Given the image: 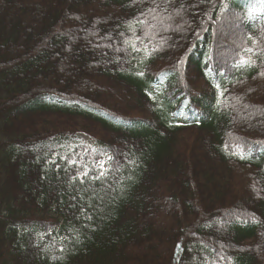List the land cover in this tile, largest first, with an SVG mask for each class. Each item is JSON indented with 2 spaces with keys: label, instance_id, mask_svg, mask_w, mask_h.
Instances as JSON below:
<instances>
[{
  "label": "rangeland",
  "instance_id": "obj_1",
  "mask_svg": "<svg viewBox=\"0 0 264 264\" xmlns=\"http://www.w3.org/2000/svg\"><path fill=\"white\" fill-rule=\"evenodd\" d=\"M45 1L47 3L50 0ZM27 3L29 4L30 0H11L10 8L6 7L5 18L2 20L0 17L2 208L5 181L10 172L6 166L14 164L13 159L7 158L16 157L15 162L19 161V154L16 156V153L12 152L20 151L26 139L53 130L56 123L65 125L66 131H71L74 135L68 137L69 139L54 138L47 144L40 145L41 147L37 148L39 152L35 155L47 156L50 153L54 158L60 157L74 173L88 171L93 181H96L94 176H99L100 162H104L106 168L114 161L115 168H127L137 180L140 179L143 192L146 191L144 186L150 189L158 184L159 165L155 164V161L166 151L174 149V133L180 123L184 124V127L200 122L207 128V132L202 130L204 134L199 132L200 141L196 150L204 148L205 153L214 151L222 157L239 160L242 164H258V161L251 158L254 157L250 153L251 149L225 146L226 134L236 120V115L229 105V97L236 88L231 86L232 82L239 77L256 73L253 79L238 87L242 92L247 86L259 84L261 78L255 80L256 76L264 75V15L251 0L81 1L79 11L85 13V22L81 21V24H86L82 29L84 34L70 32L66 36V39L72 37L70 41L51 40L52 55L62 62L59 71L50 78L48 86L62 95L73 87L79 89V84L83 83L86 95H90L92 100H97L109 110L120 108L122 115L132 110L145 112L148 123L144 124L115 120L83 104L61 100L53 94L27 97L28 83L35 74L38 61L26 58L12 66L9 62L14 59L15 53H4L8 45H18V54L24 56L29 49L30 36H39V40L45 36L47 25L41 17L50 11L45 10L41 16H34L38 13H32L28 6V10L24 8ZM69 8L75 7L72 5ZM71 10L64 6L60 10L64 11L63 16L68 21L73 17ZM79 11L77 15L81 17ZM29 16L35 20L40 19V24L37 28L30 27L20 32ZM17 20L19 26L17 35H14L13 27ZM33 22L28 25L31 26ZM180 23L182 25L177 26ZM212 25H221L219 31L222 38L216 56H213V65H210L213 67H210L206 53ZM88 32L95 34V41L89 39L94 36H89ZM239 40L238 53L232 60L230 55L233 52L229 49L231 47L222 52L218 50L223 44L234 45ZM218 52L224 57L223 62ZM190 54L194 66L185 62ZM40 57L46 58V52ZM227 58L230 61L226 62ZM154 61L159 63L156 65L167 64L174 76L184 73L183 84L191 90L187 93L190 91L192 97L199 101L201 115L198 119L172 112L173 107L178 104V95L167 93L165 75L155 81L143 77L148 63ZM107 69L110 72H106ZM129 78L137 81L140 89H133V95L129 93L127 99L126 90L131 89L126 84ZM179 81L181 83V77ZM169 89L176 92L174 85ZM194 91H199L201 95L193 93ZM23 93L26 98H19ZM258 133L262 135V132ZM203 156L202 152L197 156L200 158V166L205 168L200 173V184L206 194L215 189V194L209 200L213 202L215 197L225 193L232 172L219 165L218 160L213 159L211 163L207 161L209 163L205 164L203 160L207 159ZM108 157L112 159L108 160ZM73 161L75 163H72ZM12 167L16 174V163ZM260 189L256 198L255 214L249 231L246 232L247 237L264 228V179L260 181ZM103 190L106 192L107 187ZM69 229L66 223H62L51 232L48 243L55 263L62 261L69 237L76 235ZM11 232L12 225L0 219V246L4 239L11 236ZM165 249L166 246H163L161 251Z\"/></svg>",
  "mask_w": 264,
  "mask_h": 264
},
{
  "label": "trees",
  "instance_id": "obj_2",
  "mask_svg": "<svg viewBox=\"0 0 264 264\" xmlns=\"http://www.w3.org/2000/svg\"><path fill=\"white\" fill-rule=\"evenodd\" d=\"M10 1L0 0L2 20L6 7L10 8ZM55 1L45 3V0H30L24 6L27 10L29 7L32 13H38L34 16H41L45 10L50 11L41 17L47 25L45 36L41 40L39 36H30L27 54H18V45H8L4 49V53H15L14 59L9 62L12 66L26 58L38 61L35 74L28 83L27 97L53 94L61 100L83 104L115 120L131 124L148 123L145 112L132 110L122 115L120 108L109 110L97 100H92L90 95H86L83 83L79 84V89L73 87L62 95L48 86L62 62L52 55L51 40L70 41L72 37L66 39V36L70 32L84 34L82 29L86 25L81 24V21L85 22V13L79 11L82 0ZM251 1L264 15V0ZM72 5L75 8H69ZM60 6L72 9L70 21L63 16L64 11L60 12ZM78 11L81 17L77 15ZM16 22L14 35H17L19 26L18 20ZM30 22H33L31 26L28 25ZM39 24L40 19L29 16L20 32L30 27L37 28ZM212 26L206 53L209 66L211 63L213 65V56H216L222 38L219 31L221 25ZM88 34L94 36L89 39L96 40L95 34ZM239 46L240 40L234 45L223 44L218 50L222 52L231 47L232 60ZM43 52H46V58L40 57ZM219 56L223 62L224 57ZM191 59L190 54L185 62L194 66ZM156 64L159 63L149 62L143 77L155 81L165 75L167 93L178 95V104L172 112L198 119L201 115L199 101L183 84L184 73L174 76L167 64ZM105 71L110 72L108 69ZM255 75L239 77L231 84L236 88L229 97V105L236 120L226 134L225 146L251 149L250 153L254 156L251 158L258 161L256 165L251 162L242 164L214 151L205 153L204 148L196 150L200 141L199 132H207V128L200 122L184 127L180 123L174 133V149L166 151L155 161L159 165L158 184L150 189L144 186L146 191L143 192L140 179L137 180L127 168H115L114 161L108 164L103 177L93 181L89 175L81 177L80 173H74L60 157L54 158L50 153L47 156L35 155L39 152L37 148L44 143L54 138L69 139L73 136L71 131H66L65 125L56 123L53 130L26 139L20 151L12 152L16 156L19 154V161L15 162L16 157L7 158L13 159L14 164L6 166L10 172L5 181L3 208L0 202V219L12 225V234L0 246V264H264V228L246 236L255 214L256 198L261 191L260 181L264 179V75L256 76L255 80L261 78L259 84L247 86L242 92L238 89ZM126 84L131 87L126 90L125 97L128 99L129 93L133 95L132 90L140 87L137 81L130 78ZM173 85L176 92L169 89ZM193 93L201 95L199 91ZM20 97L26 98L25 93ZM258 132H262V135ZM200 152L207 159L203 160L205 164L213 159L218 160L219 165L232 172L225 193L215 197L213 202L209 200L215 194V189L206 194L200 184V173L205 169L198 162ZM15 163L16 174L12 171ZM104 187H107L106 192ZM62 223H66L72 234L76 235L69 237L62 261L55 263L48 242L52 230ZM163 246L166 249L162 252Z\"/></svg>",
  "mask_w": 264,
  "mask_h": 264
},
{
  "label": "snow or ice",
  "instance_id": "obj_3",
  "mask_svg": "<svg viewBox=\"0 0 264 264\" xmlns=\"http://www.w3.org/2000/svg\"><path fill=\"white\" fill-rule=\"evenodd\" d=\"M111 159H112V157H108V160H111ZM72 163H75V162L73 161ZM99 168H100L99 176H94L93 179H100L101 177H103L106 174L107 169L104 166V162H100ZM88 175H89L88 171H84V172L80 173L81 177H87Z\"/></svg>",
  "mask_w": 264,
  "mask_h": 264
}]
</instances>
